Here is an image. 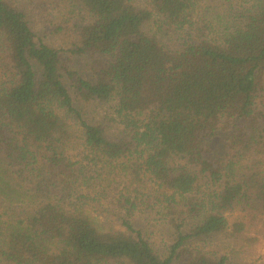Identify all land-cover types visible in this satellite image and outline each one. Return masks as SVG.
I'll return each mask as SVG.
<instances>
[{
  "label": "trees",
  "instance_id": "1",
  "mask_svg": "<svg viewBox=\"0 0 264 264\" xmlns=\"http://www.w3.org/2000/svg\"><path fill=\"white\" fill-rule=\"evenodd\" d=\"M261 233L264 0H0V264H264Z\"/></svg>",
  "mask_w": 264,
  "mask_h": 264
},
{
  "label": "rangeland",
  "instance_id": "2",
  "mask_svg": "<svg viewBox=\"0 0 264 264\" xmlns=\"http://www.w3.org/2000/svg\"><path fill=\"white\" fill-rule=\"evenodd\" d=\"M56 46H60V42L55 43ZM82 67V66H81ZM252 255L247 257V261H262L264 260V234L261 233L259 241L254 245Z\"/></svg>",
  "mask_w": 264,
  "mask_h": 264
}]
</instances>
